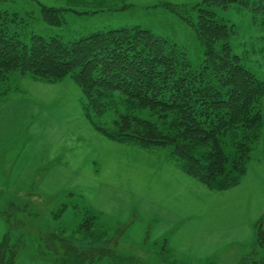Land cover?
<instances>
[{
  "label": "rangeland",
  "instance_id": "obj_1",
  "mask_svg": "<svg viewBox=\"0 0 264 264\" xmlns=\"http://www.w3.org/2000/svg\"><path fill=\"white\" fill-rule=\"evenodd\" d=\"M204 1L0 0V12L17 15L25 41L35 33L73 42L139 26L176 45L199 70L205 48L184 17L196 22ZM42 6L66 9L64 23L48 25ZM214 9L235 27L233 53L264 81V15L239 2ZM119 96L99 115L71 76L51 81L17 72L1 84L0 244L8 233L18 242L15 264H111L109 257L84 261L100 247L119 256L116 264H264L255 235L256 224L264 229V124L239 184L218 189L187 175L170 147L144 148L104 134L100 129L117 136L115 120L132 111ZM259 106L264 117V100ZM51 234L85 257L55 240L50 250L42 237Z\"/></svg>",
  "mask_w": 264,
  "mask_h": 264
},
{
  "label": "trees",
  "instance_id": "obj_2",
  "mask_svg": "<svg viewBox=\"0 0 264 264\" xmlns=\"http://www.w3.org/2000/svg\"><path fill=\"white\" fill-rule=\"evenodd\" d=\"M231 2L264 15V0H205L196 7V22L184 17L205 48L199 70L192 68L176 45L139 26L97 32L73 42L35 33L25 41L21 32L27 33L16 29L22 23L17 15L0 12V86L17 72L51 81L71 76L88 108L99 115L110 109L111 98L119 94V100L132 111L118 115L117 136L99 128L104 134L144 148L170 147L172 155L183 161L187 175L208 187L236 186L264 124L259 106L264 100V81L233 53L230 36L235 27L219 18L214 9L228 8ZM167 7L181 15L177 7ZM64 11L42 6L48 25H62ZM144 110L157 121L145 117ZM228 138L235 149L233 156L225 150ZM260 223L256 224V244L264 247ZM42 239L50 250V242L55 240L63 244L64 251L85 257L84 251L63 237L51 234ZM19 249L18 242L13 243L6 234L0 244V264H15ZM98 250L95 258L87 256L84 261L109 257L111 264L120 262L118 255L116 259L111 256L110 248Z\"/></svg>",
  "mask_w": 264,
  "mask_h": 264
}]
</instances>
